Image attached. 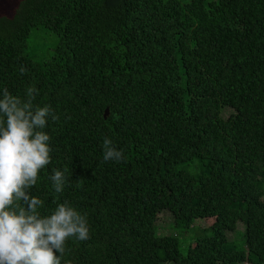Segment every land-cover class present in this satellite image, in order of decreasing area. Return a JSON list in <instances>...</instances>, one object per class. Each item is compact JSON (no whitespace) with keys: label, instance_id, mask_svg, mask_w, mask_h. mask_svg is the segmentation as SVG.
Here are the masks:
<instances>
[{"label":"trees","instance_id":"trees-1","mask_svg":"<svg viewBox=\"0 0 264 264\" xmlns=\"http://www.w3.org/2000/svg\"><path fill=\"white\" fill-rule=\"evenodd\" d=\"M37 28L59 37L39 62L24 53ZM33 86L57 119L31 195L41 215L69 201L90 228L62 264H264V0H13L0 95ZM105 137L123 161L103 160ZM192 159L206 173L175 170ZM64 167L57 194L50 176ZM165 210L210 234L182 249L158 231Z\"/></svg>","mask_w":264,"mask_h":264},{"label":"clouds","instance_id":"clouds-1","mask_svg":"<svg viewBox=\"0 0 264 264\" xmlns=\"http://www.w3.org/2000/svg\"><path fill=\"white\" fill-rule=\"evenodd\" d=\"M25 71L21 66L20 73ZM36 94L33 86L26 90V98L6 88L0 95V264H62L70 238H89L86 215L69 201L41 215L44 201L31 195L40 172L51 163L50 136L44 129L49 117L57 119L50 105H34ZM102 147L105 162L125 159L111 138L105 137ZM68 171L53 169L55 193L64 192Z\"/></svg>","mask_w":264,"mask_h":264},{"label":"rangeland","instance_id":"rangeland-1","mask_svg":"<svg viewBox=\"0 0 264 264\" xmlns=\"http://www.w3.org/2000/svg\"><path fill=\"white\" fill-rule=\"evenodd\" d=\"M13 2V0H0V12L3 11V7ZM2 14V13H1ZM59 37L46 31L44 28H37L33 30L28 38L27 46L24 51L25 54L30 56L34 61H42L49 58V55L56 46ZM205 161L199 159H192L188 162L179 163L175 166V170H184L192 175L206 173ZM163 216L160 217V223H158V231L165 235H175L179 240V244L182 249L198 237H203L210 234L209 229L200 227L198 221L194 222L189 229H179L173 226V218L171 213L167 210L163 211ZM241 223L237 224L239 227ZM228 239L235 241V245H238L241 236L237 232H228Z\"/></svg>","mask_w":264,"mask_h":264},{"label":"water","instance_id":"water-1","mask_svg":"<svg viewBox=\"0 0 264 264\" xmlns=\"http://www.w3.org/2000/svg\"><path fill=\"white\" fill-rule=\"evenodd\" d=\"M108 109H105V111H104V119H106L107 118V116H108Z\"/></svg>","mask_w":264,"mask_h":264}]
</instances>
